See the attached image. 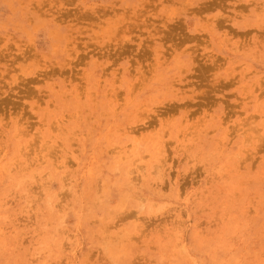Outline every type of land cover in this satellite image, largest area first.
I'll list each match as a JSON object with an SVG mask.
<instances>
[{
    "label": "rangeland",
    "instance_id": "rangeland-1",
    "mask_svg": "<svg viewBox=\"0 0 264 264\" xmlns=\"http://www.w3.org/2000/svg\"><path fill=\"white\" fill-rule=\"evenodd\" d=\"M0 264H264V0H0Z\"/></svg>",
    "mask_w": 264,
    "mask_h": 264
},
{
    "label": "bare ground",
    "instance_id": "bare-ground-1",
    "mask_svg": "<svg viewBox=\"0 0 264 264\" xmlns=\"http://www.w3.org/2000/svg\"><path fill=\"white\" fill-rule=\"evenodd\" d=\"M122 158H124V157H122Z\"/></svg>",
    "mask_w": 264,
    "mask_h": 264
}]
</instances>
